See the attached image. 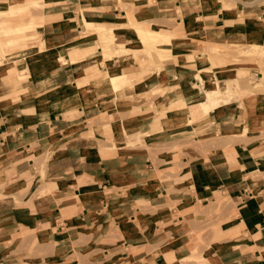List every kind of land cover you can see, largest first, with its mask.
I'll list each match as a JSON object with an SVG mask.
<instances>
[{"label": "crops", "instance_id": "0c3cea01", "mask_svg": "<svg viewBox=\"0 0 264 264\" xmlns=\"http://www.w3.org/2000/svg\"><path fill=\"white\" fill-rule=\"evenodd\" d=\"M251 1L140 4L138 17L172 36V58L150 68L131 54L103 59L86 34L102 24L117 46L141 50L135 33L115 28L127 22L115 3L83 12L80 0H0V12L45 5L25 18L41 22L26 30L25 51L0 57V264H264V127L236 137L257 123L252 111L264 126V76L255 61L213 69L194 54L264 48V11ZM106 72L131 83L116 91ZM234 80V100L205 112L207 86ZM138 134L146 145L133 147Z\"/></svg>", "mask_w": 264, "mask_h": 264}, {"label": "rangeland", "instance_id": "374dc122", "mask_svg": "<svg viewBox=\"0 0 264 264\" xmlns=\"http://www.w3.org/2000/svg\"><path fill=\"white\" fill-rule=\"evenodd\" d=\"M92 1H94V0H80V3H82L80 10L83 12L84 11H94V9L91 6ZM102 1H105L107 4L115 3L117 6H119L121 9H123L127 12V18H126L127 22H125V23L119 22L120 25H116L115 28L116 29H123L124 31H128L131 33L133 32L137 35V41L141 43V45L139 47L141 50L140 51H133L132 50L128 54L133 55V57L138 61V63L140 64L141 67H145V65H148V67L152 68V67H154V65H156L154 62L156 59L164 60L167 58H172L171 52L169 51V46L172 44L171 43L172 36L169 38L170 40H168L167 38L161 39L160 35L158 33H156L155 38H157L159 40L160 44H158L159 42H155V44L157 43V45L153 46L151 44L150 40L145 41L137 30V27L141 26L145 29L157 31V30L153 29V27L151 26V21L141 20L138 17V15H142L143 13H145V11L142 10V8L139 9L138 7L140 4L145 3V2L150 7H157L156 5L154 6V2H157L158 0H146L145 2H143L142 0H102ZM236 1L237 0H208V2L211 4L222 3V5H225L228 7L229 6L231 7L232 5H234ZM247 2H250V1H247ZM247 2H246V4L248 5ZM251 2L255 3V5H254L255 7H258L260 10L264 11V0H260V1L253 0ZM44 7H45V5L41 4V3L27 4L25 2H21V3L15 2L10 6L8 11L0 12V19L3 16L13 14V15H11V21L9 22V24L4 23L3 21L4 20H10V19L4 18L3 21L0 20V38H1V36H4L2 38V41L0 40V57L2 58L1 59L2 62H4V60L10 61L11 59L16 58V56H14L15 52L25 51V49L28 47L26 45V40H27V38L31 37V36L28 37L25 34L26 30L29 29L30 27H34L35 25L41 23L40 20H31L32 22H30L28 25H26L25 24L26 23L25 18L30 17L31 12L36 11V10H40V9L42 10V9H44ZM102 10L104 11L106 9L103 8ZM84 22H85V20H84ZM17 25H19V27H17ZM98 26H101V27L87 28V26L85 25L86 34L88 35L91 33H93V34L95 33V35L98 37V45L102 49H103V45L106 44V45H108L107 47L110 48V52L114 53L115 55L116 54L122 55L121 48H124V47L123 46H117V43H118V33H116L117 30H113L114 37H115L114 40H111V39L107 40L106 38H105L106 39L105 40V39H102V36H100L99 32H97V29H99V28L110 29V28H107L102 24H99ZM159 32H163V31H159ZM163 34H166V33L164 32ZM13 39H15L19 43L24 44L25 47L23 49H20L21 46L20 47H13L14 45L18 44L17 42L13 41ZM130 40H131V44H132V42H134V40L133 39H130ZM109 41H110V43H109ZM143 41H145V42H143ZM165 41H166V43H165ZM199 44L201 45L202 43H199ZM2 48L4 51H2ZM40 49L43 50L44 48H40ZM13 50H14V52H13ZM198 53L203 54V56H202L203 59L206 55L208 56L210 65L212 66L213 69L220 66V65H223L224 60H226V61L235 60L238 62L239 61H251V62L255 61L258 65V67L260 68L263 76H264V48H261L258 46H252V45L251 46H242V45L237 46L234 44L227 45V46L214 45V46L208 47L205 44L202 48L195 51L194 54L197 55ZM24 54L25 53H22L20 56L23 57ZM222 55H224V57H222ZM111 58H106L105 60H108ZM210 71H212V70L210 69ZM106 73H108V72H106ZM237 74H238V70L236 72V75ZM245 76H249V73H247ZM254 79L258 80V77L249 78L248 81H251ZM129 83H131V82L129 81ZM234 83L237 84L238 80H234L232 82H229L228 84H226L227 86L219 84L221 89L223 91L225 90V93L221 94V95L223 96V95H226V93H227L226 96L229 98L227 103L232 102L234 100L232 98H234L236 95V93H234L232 90ZM259 83H261V81H258V83H257L258 86L256 88H252L251 84H248V87L250 89H252L253 91L259 90L262 86ZM236 86H237V88H239L238 84ZM226 88H227V90H226ZM158 93L161 95L164 93V90H160V91H158ZM222 96L220 97L221 99L224 97V96L223 97ZM250 102L251 101H248L247 103H245L246 108L249 111H250V107H249ZM257 110H258V107H257ZM248 113H250V112H248ZM254 114L255 113L252 111L249 114V117L252 120L254 118H256L257 120L255 119V122H257V123L255 125L251 124L250 127L247 128L246 130H244L243 132H240V130H239L238 132H240V134H238L236 136L238 138V140L242 139V137H243V139L244 138L247 139V137L250 135V132L257 131L259 129H262V127H264V126H261L262 121L258 120V118L255 117L256 115H254ZM196 119H197V117L194 118L192 123H189L187 121L186 124L193 126V125H195ZM193 134L198 136V142H195L194 139H192L191 145H193V147L202 146L204 140H206V137H202V134H200V132H194ZM259 136L264 137V133L259 135ZM131 139H133L134 141L129 142V143L133 147H137L139 144L140 145H146V143L142 142L141 136L139 134L133 135L131 137ZM36 166L38 167V173H40L42 176H44V173H45L44 168L46 167L45 163L37 164ZM45 195H46V192H40V193L38 192V196L34 195L33 198L35 200H41L43 198V196H45ZM229 201L230 200H228V199H221L220 202H218V204L220 207L221 206H227ZM218 212H219V209H218ZM209 218L213 219V217L211 215ZM22 237H23L22 235L17 236L18 239H21ZM17 238H16V240H17Z\"/></svg>", "mask_w": 264, "mask_h": 264}, {"label": "bare ground", "instance_id": "6f19581e", "mask_svg": "<svg viewBox=\"0 0 264 264\" xmlns=\"http://www.w3.org/2000/svg\"><path fill=\"white\" fill-rule=\"evenodd\" d=\"M137 30H138V32L140 33V35L143 37V39L145 40V41H149L150 40V42H151V44L154 46V45H157V43L155 44V42H159V40L157 39V38H155V36H156V33H158L159 35H160V37H161V39L162 38H167L168 40H170L169 38L171 37V35L170 34H168V33H166V34H163L164 32H159V31H154V30H149V29H145V28H143V27H137ZM97 32H99V34H100V36H102V39H111V40H114L115 39V37H114V32H113V29H106V28H99V29H97ZM105 39V40H106ZM145 41H143V42H145ZM43 42V41H42ZM106 42V41H105ZM114 42V41H113ZM109 43H110V41H109ZM112 43V42H111ZM165 43H166V41H165ZM164 43V44H165ZM108 44V43H107ZM158 44H160V42L158 43ZM44 45H45V43H44ZM106 45V44H105ZM103 45V59H106V58H111V57H113V56H115V54L114 53H112V52H110V48L109 47H107L108 45ZM105 46V47H104ZM7 47V46H6ZM24 47H20V49H23ZM40 48H44L43 46H40ZM39 48V50H41ZM2 51H4L3 50V48H2ZM132 50H130V49H126V48H121V52H122V54L124 55V54H128L129 52H131ZM13 52H14V50H13ZM17 53H19V52H15V54H14V56H16V55H18ZM117 55V54H116ZM118 55H120V54H118ZM171 60V59H170ZM73 62L74 63H77L78 61L77 60H73ZM164 65V64H163ZM122 71V70H121ZM209 71V70H208ZM199 74V73H198ZM105 76L108 78V80L110 81V83L113 85V87L115 88V90L116 91H121V90H123L126 86H127V84H129V79H128V77H127V75H124V74H122V75H118V76H116V75H112V73H110V72H108V73H106L105 74ZM199 80V79H198ZM201 82V81H200ZM207 90H206V94H205V99L204 100H201V101H198V103L201 105V107L203 108V110L205 111V112H210V111H212L214 108H216V107H218V106H220L221 104H226L227 103V101L229 100V98L226 96L227 95V93H226V95H221V94H224L225 93V90L223 91L222 89H221V87L219 86V84L218 83H215V84H209L208 86H207ZM226 90H227V88H226ZM149 92V91H148ZM228 92V91H227ZM230 93V92H229ZM232 94V93H231ZM230 95V94H229ZM228 95V96H229ZM223 97L222 99L220 98V97ZM232 96V95H231ZM232 99H234V98H232ZM236 100V99H235ZM248 102V100H246L245 102H244V104L245 103H247ZM243 103V102H242ZM240 104H241V102H240Z\"/></svg>", "mask_w": 264, "mask_h": 264}]
</instances>
